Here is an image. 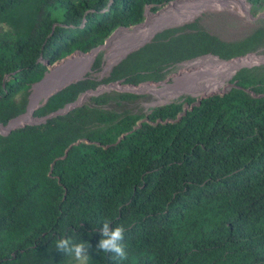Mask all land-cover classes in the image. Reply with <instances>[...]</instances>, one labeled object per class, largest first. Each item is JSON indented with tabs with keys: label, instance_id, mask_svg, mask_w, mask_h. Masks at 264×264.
I'll list each match as a JSON object with an SVG mask.
<instances>
[{
	"label": "trees",
	"instance_id": "trees-1",
	"mask_svg": "<svg viewBox=\"0 0 264 264\" xmlns=\"http://www.w3.org/2000/svg\"><path fill=\"white\" fill-rule=\"evenodd\" d=\"M247 1L264 8V0ZM167 4L157 22L115 34L135 38L122 54L210 9L249 14L211 0H0V124L27 112L50 65L91 52L117 29L142 23L147 7ZM263 30L255 32L263 40L254 33L248 45L197 24L169 28L114 66L105 82H158L184 62L222 61H192L208 54L230 60L264 43ZM83 57L88 68L92 57ZM101 64L100 55L95 70ZM232 81L178 121L193 97L142 116L122 105L137 95L100 94L0 133V264H74L55 249L61 237L86 242L88 264H264V64L239 69ZM98 86L89 77L71 83L33 115L48 117ZM37 98L38 90L29 111ZM105 220L124 227L128 259L96 251Z\"/></svg>",
	"mask_w": 264,
	"mask_h": 264
},
{
	"label": "rangeland",
	"instance_id": "rangeland-1",
	"mask_svg": "<svg viewBox=\"0 0 264 264\" xmlns=\"http://www.w3.org/2000/svg\"><path fill=\"white\" fill-rule=\"evenodd\" d=\"M211 1L214 4L221 6L227 3H231L230 5H234V6L236 4L243 11L245 9L248 10L249 14H247L244 11L243 15L240 16L239 14H236L233 10H230L228 8L210 9L207 11L205 10L206 12L196 17L194 20L192 21L189 20L188 22L182 23L181 25H178L176 27L179 28L192 24H197L199 28H201L202 30L203 29L206 30L204 32L215 35L224 42L237 43L244 40L243 44H248V45L253 44L255 38L252 37H250L249 39L247 38L253 35L257 30L262 28L264 29V8L255 9L252 6V4L249 3L247 0H244L243 3H238L241 2L240 0H211ZM169 4L159 8L158 10H152L150 7H147L146 11H149L150 15L148 18L145 15L142 24L148 23L151 20H152L151 22L154 23L157 22L160 19L159 14L161 13L162 15L163 12H165L168 8H170ZM246 4L249 5L250 7L249 9L247 8ZM148 19L151 20L149 21ZM137 26L138 25L131 26L128 28H122V29L129 30ZM169 27L173 28V26H169ZM169 27L164 28V30ZM120 29L121 28L117 29V31H114L112 35L109 37L105 47L99 50L94 55V57L91 58L92 60L90 61L88 68H87V59L84 58L83 56L91 55L90 52L85 54H82L81 52L79 53L75 52L70 54L68 57L50 65L47 73L45 74L46 83L42 85L44 83L43 82L38 86H34L33 89L31 90L32 95H34L35 91L38 90V98H37V100H39L38 104H41L45 100L47 95L53 91V89L65 85L66 82L69 81L73 82L85 77H89L99 82V86L96 89L92 90V91H98V94H93L85 97L84 99L85 101L91 100L92 96L100 95V94H111L112 96H117V94L119 93L134 94L137 95L138 97L134 99H128L133 101L124 102L122 103V105L126 107V109H129L132 113L144 116L146 113L150 111L151 108L168 104L174 100H178L183 96L189 95L193 97V99L197 102V99L202 98L209 94L210 95L215 93L222 94L232 87L233 77L235 76V74L239 69L243 67H254L264 64V43H261L257 46L255 50L249 51L242 55H237L232 59H230V60H237L240 57L246 58L244 60V64L240 66V68H238L237 71L227 80H224L223 77L221 76H216L218 71L214 67L206 66V70L204 71L212 73L213 76L215 75V77H213V79L215 80L211 78L210 84L207 83L205 88H200L199 90H196V92L186 91L189 83H191L192 81L190 79L191 76H193V74L188 73L187 75L186 74L182 75L183 72L181 71L183 65L188 62H184L182 64L175 66V68L170 69L166 77L158 82L144 81L136 85L137 87L130 86L128 83L124 81L123 83L122 82L118 83V81L107 83L105 82V80L109 77L113 67L119 64L129 54L136 51V50H132L128 52L126 56L122 54L127 43L131 42L130 40L135 38L130 37V39H128L127 38L128 35L126 32H122L120 34L118 33L117 35H115ZM164 30H160L157 33ZM204 32L202 33L204 34ZM203 34H201L202 36H199L201 37L199 38V40L208 41L206 37L203 36ZM256 37H260V34H256ZM262 40L260 37L259 41L261 42ZM100 55H101L102 64L99 69L95 70V66L97 64L98 57ZM214 56H205V57H214ZM203 57L204 56L198 57L192 61H196ZM214 58H217L222 61H229V60H223L219 57H214ZM221 79L224 81L222 85H220V82L217 81ZM159 82H164V83L162 85H157ZM218 84L220 85L219 88L213 90V88L217 87ZM46 91H49V93L46 94L45 97H42ZM184 107L187 108L189 107V105L186 103ZM86 249L88 251L87 247ZM74 264H77V262H74Z\"/></svg>",
	"mask_w": 264,
	"mask_h": 264
},
{
	"label": "clouds",
	"instance_id": "clouds-1",
	"mask_svg": "<svg viewBox=\"0 0 264 264\" xmlns=\"http://www.w3.org/2000/svg\"><path fill=\"white\" fill-rule=\"evenodd\" d=\"M111 222L105 220L101 228V239L99 240L96 251L112 253L114 259L126 260L128 253L124 241L125 229L122 225L110 227ZM55 249L64 255L74 257L77 264H88L86 242H76L70 237H61L55 241Z\"/></svg>",
	"mask_w": 264,
	"mask_h": 264
},
{
	"label": "water",
	"instance_id": "water-1",
	"mask_svg": "<svg viewBox=\"0 0 264 264\" xmlns=\"http://www.w3.org/2000/svg\"><path fill=\"white\" fill-rule=\"evenodd\" d=\"M172 2H173V1H172ZM146 12H147V11H145V14H144V15H146ZM141 25H142V23L138 24V26H141ZM122 28H125V27H121V29H122ZM163 30H164V29H163ZM116 31H117V30H116ZM154 36H155V35H154ZM154 36H153V37H154ZM108 39H109V38H108ZM108 39L105 41V43H104L103 45L99 46L98 48H96V49H94V50H92V51L90 52V54H91L90 56H91L92 58L94 57V55H95L99 50H101L102 48L105 47V45H106ZM151 40H152V39H150L149 41L144 42L143 44H141V45L138 46V47H135V48L129 49L128 51H126V52L124 53V56H126V54H127L128 52L132 51V50H137V49H139L140 47L144 46L145 44H147V43L150 42ZM78 53H79V52H78ZM82 54H85V53H82ZM205 56H214V55L209 54V55H204V57H205ZM214 57H217V56H214ZM245 59H246V58L240 57V58H238L237 60H245ZM229 61H231V60H229ZM45 81H46V79H45V77H44V78H43L40 82H38L35 86H38V85L42 84V83L45 82ZM73 82H74V81H73ZM73 82H71V81L66 82L65 85H62V86H60V87H58V88H56V89H53V91L50 92V93L47 95V97L45 98V100H44L41 104H38V105H37L36 107H34L31 111H29V108H30V105H31V102H32V99H33V95H31L30 104H29V107H28L27 112L24 113L23 115H21V116L15 118V119H13V120H12L11 122H9L7 125H2V124H0V133H2V134H9L11 131H13V130H15V129H17V128H21V127L25 126L26 124L40 123L41 121H45L47 118H53V117L58 116V115H61V114H66V113H68L69 111H71L73 108H75V107H77V106H81V105L85 102V100H84L85 97L90 96V95H93V94H98V91H92V90H91V91H88V92H86L85 94H83L81 97H79L74 103H71V104L67 105V106H66L64 109H62V110H59V111H57V112H54V113L50 114L48 117H45V118L40 119V120H37V119L34 117L33 114H34V111H35L36 108H38L39 106L45 104L51 95L55 94L56 92H58L59 90H61L62 88H64L66 85H69V84H71V83H73ZM121 82L123 83V81H118V83H121ZM163 83H164V82H159L157 85H162ZM129 85H130V86H133V87H137L136 85H131V84H129ZM233 85H234V84H232V86H233ZM224 93H225V92H224ZM215 94H220V93H215ZM222 94H223V93H222ZM209 95H210V94H209ZM209 95H206V96H204V97H202V98L197 99V102H195V103L189 105V107H187V108L184 107V111L182 112V114L179 115L178 119H176L175 121H178L179 119H181L182 115H184V114L187 112V110H191V109H193V107H194L197 103H200V102L202 101L203 98H205V97H207V96H209ZM212 95H214V94H212ZM29 112H30V113H29ZM28 113H29V115H28ZM146 120H147V119L144 118V119H142L141 121H139V125H141L142 122H143V121H146ZM168 122H171V121L168 120V121H165L164 123H168ZM137 128H138V127H135L134 130H137ZM125 135H126V134H125ZM124 137H125V136L123 135V136L121 137V139L124 138ZM81 141H82V140H80V141H78V142L72 144L71 147H72L73 145L79 144ZM118 141H119V140H118ZM71 147H70V148H71ZM70 148H68V150L66 151L65 156L68 154Z\"/></svg>",
	"mask_w": 264,
	"mask_h": 264
},
{
	"label": "bare ground",
	"instance_id": "bare-ground-1",
	"mask_svg": "<svg viewBox=\"0 0 264 264\" xmlns=\"http://www.w3.org/2000/svg\"><path fill=\"white\" fill-rule=\"evenodd\" d=\"M214 60L215 59L212 58H206L204 60H201V62L196 61L183 65L181 71L183 72L182 75L184 74L187 75L188 73L193 74V76H191L190 79L192 81L191 83H189L186 91L196 92V90H199L200 88H205L207 83L208 84L211 83L210 79L211 78L213 79L215 75L213 76L212 73L205 72L204 70H206V66L214 67L218 71L216 76H221L223 77L224 80H227L237 71L238 68H240V66L244 64V60L242 62H237L233 60H231L230 62H223V61L216 62ZM217 81L220 82V85L224 83L222 79ZM220 85L218 84V86L214 87L213 90L218 89Z\"/></svg>",
	"mask_w": 264,
	"mask_h": 264
},
{
	"label": "crops",
	"instance_id": "crops-1",
	"mask_svg": "<svg viewBox=\"0 0 264 264\" xmlns=\"http://www.w3.org/2000/svg\"><path fill=\"white\" fill-rule=\"evenodd\" d=\"M169 28H172V27H169ZM169 28H167V29H169ZM173 28H176V26H173ZM165 30H166V29H165ZM155 35H156V34H155ZM154 37H155V36H154ZM154 37H153V38H154ZM153 38H152V39H153ZM148 43H149V42H148ZM140 48H141V47H140ZM82 79H83V78H82ZM80 80H81V79H80ZM77 81H79V80H77ZM74 82H76V81H74ZM74 82H73V83H74ZM66 86H67V85H66ZM66 86H65V87H66Z\"/></svg>",
	"mask_w": 264,
	"mask_h": 264
}]
</instances>
